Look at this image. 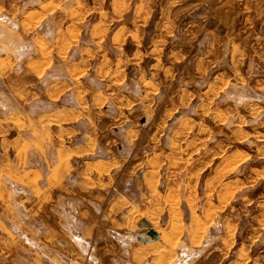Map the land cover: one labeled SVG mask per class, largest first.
Listing matches in <instances>:
<instances>
[{"label":"crops","instance_id":"crops-1","mask_svg":"<svg viewBox=\"0 0 264 264\" xmlns=\"http://www.w3.org/2000/svg\"><path fill=\"white\" fill-rule=\"evenodd\" d=\"M227 1L214 5L222 20L184 25L166 46L58 0L0 2V264H174L175 246L204 244L238 200L225 240L252 262L264 0ZM250 211L255 233L242 239Z\"/></svg>","mask_w":264,"mask_h":264},{"label":"rangeland","instance_id":"rangeland-1","mask_svg":"<svg viewBox=\"0 0 264 264\" xmlns=\"http://www.w3.org/2000/svg\"><path fill=\"white\" fill-rule=\"evenodd\" d=\"M2 0H0L1 2ZM63 6H69L76 9H88L90 12V21L99 22L114 18H121L137 27V36L139 39L148 41L151 37L158 35L160 45L166 46L168 39L177 40L176 35L188 36L189 30L184 29V25L197 23L199 19L206 22V26L213 25L217 20H222V8H214L217 0H58ZM230 0L226 2L230 8ZM229 14V13H228ZM229 17V16H228ZM190 22V23H189ZM192 36V35H191ZM197 41V34L192 38ZM161 47V46H160ZM177 76V74H176ZM191 135L199 134L198 129H191ZM204 132L210 134V128H203L200 134ZM221 133H225L222 129ZM224 201V205H225ZM241 202L234 201L227 204L222 214V225L208 226L207 238L205 243L199 245V239L182 242L176 252L184 250V256H176L174 264H264V235L259 236L253 247V259L250 263H245L247 255L244 250H236V244L225 240L227 237L228 222L241 213ZM130 218L136 219L134 211H130ZM252 211L247 216L242 217L240 238L245 239L247 235L254 234L251 230V223L254 220ZM209 217V216H208ZM137 229L136 224H132ZM140 225V224H139ZM143 225V224H142ZM143 227V226H142ZM159 228V227H158ZM201 237V236H200ZM220 237L223 243L220 244ZM179 242H174L177 245ZM178 247V246H177Z\"/></svg>","mask_w":264,"mask_h":264},{"label":"water","instance_id":"water-1","mask_svg":"<svg viewBox=\"0 0 264 264\" xmlns=\"http://www.w3.org/2000/svg\"><path fill=\"white\" fill-rule=\"evenodd\" d=\"M142 222L144 223L145 227L142 229V232L149 236L151 239H158V234L150 224V222L146 219H143Z\"/></svg>","mask_w":264,"mask_h":264},{"label":"bare ground","instance_id":"bare-ground-1","mask_svg":"<svg viewBox=\"0 0 264 264\" xmlns=\"http://www.w3.org/2000/svg\"><path fill=\"white\" fill-rule=\"evenodd\" d=\"M140 224H142V223H140ZM143 227H145L144 225H143ZM176 228V227H175ZM179 228V227H178ZM174 237V236H173ZM171 242V241H170ZM166 257V256H165Z\"/></svg>","mask_w":264,"mask_h":264}]
</instances>
